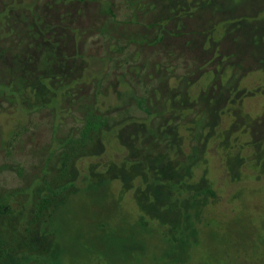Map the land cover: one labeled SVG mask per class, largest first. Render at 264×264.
<instances>
[{
	"label": "trees",
	"instance_id": "16d2710c",
	"mask_svg": "<svg viewBox=\"0 0 264 264\" xmlns=\"http://www.w3.org/2000/svg\"><path fill=\"white\" fill-rule=\"evenodd\" d=\"M227 2L36 0L30 9L1 5L0 111L18 105L25 110L27 123L14 129L3 151L0 172L12 163L16 165V177H22L23 168L14 149L24 135L44 126L59 140L31 191V212L24 233L12 225L5 234L0 233V259L5 253L12 254V244H20L22 235L35 244L47 239L38 235L37 229L49 209L65 196L74 175L73 162L99 153L102 139L115 128L126 156L118 166L110 163L103 173H96L97 182L117 180L122 191L133 190L141 213L172 221L210 197L204 179L192 182L197 145L214 109L237 81L234 73L227 84L214 88V93L210 88L208 95L203 97V92L190 99L193 74L199 72L204 60L213 70L223 66L216 49L223 44L225 53L231 51L237 71L243 70L248 60L264 56V19H249L246 23L242 18L232 24L227 16L231 10L223 7ZM89 8L94 12L90 21L86 14ZM219 25L223 27L221 33L217 30ZM90 37L96 38L93 42L105 56L107 66L100 79L91 78L85 83ZM172 40L182 41L185 57L180 51L174 56L167 53L164 48ZM109 43L114 44L115 50L109 51ZM144 48L159 62L152 65L155 73L149 78ZM160 53L165 55L160 57ZM179 71L182 73L177 74ZM174 72L178 80L170 87L167 78L173 77ZM116 74L134 78L133 82L127 78L133 93L119 106L100 111L96 96L104 92L106 85H116L112 80ZM57 107L68 111L58 117ZM45 115L49 117L47 125L42 122ZM69 117L72 122L67 127L63 120ZM180 127L190 132L189 155L181 150L177 134ZM4 182H0V219L11 221V210L1 196ZM33 246L22 244L24 251Z\"/></svg>",
	"mask_w": 264,
	"mask_h": 264
},
{
	"label": "rangeland",
	"instance_id": "374dc122",
	"mask_svg": "<svg viewBox=\"0 0 264 264\" xmlns=\"http://www.w3.org/2000/svg\"><path fill=\"white\" fill-rule=\"evenodd\" d=\"M227 1L223 7L231 10L227 16L232 24L242 18L246 23L264 19V0ZM35 2L0 0V9L2 4L30 9ZM92 12L90 8L86 12L88 21ZM222 28L218 26L219 33ZM93 41L96 38L90 37L91 48L85 56V83L91 78L100 79L107 66L105 56ZM181 43L172 40L163 48L172 56L182 53L185 57ZM108 47L109 51L115 50L114 44L109 43ZM216 49L225 64L213 70L208 60H204L199 72L193 74L188 90L190 99L198 98L210 88L214 93V88L227 84L234 73L237 82L214 109L209 126L198 141L192 182L204 179L210 195L201 206L187 210L178 219L171 217L177 221L150 217L138 210L133 190L122 191L117 180L97 182L96 173H103L110 163L118 166L126 156L115 128L102 139L99 153L81 156L73 162L74 175L65 196L49 209L37 229L38 235L47 239L35 244L32 239L20 236V244L13 243L14 251L10 255L5 253L0 264H264V56L248 60L244 69L237 71L231 51L225 53L224 44ZM143 50L149 61L147 77H153L152 65L158 64V59L147 48ZM176 76L174 72L173 77L167 78L168 86L176 85ZM130 77L112 75L116 85H106L104 92L97 94L96 107L106 111L126 102L134 90L127 83ZM206 93L203 97L209 94ZM17 106L0 111V166L14 129L27 123L25 110ZM56 109L58 117L68 111ZM71 118L63 120L64 125L68 127ZM47 119L45 115L42 121L46 125ZM44 129L41 126L24 135L14 149V155L21 161L22 177H16V165L12 163L0 172V182L5 180L2 200L13 217L11 221L0 219V233L5 234L10 225L24 233L31 212V191L59 140L53 131L48 133ZM177 132L183 154L189 155V130L180 127ZM59 165L57 162L56 167ZM31 243L35 249L24 251L22 244L32 247Z\"/></svg>",
	"mask_w": 264,
	"mask_h": 264
}]
</instances>
